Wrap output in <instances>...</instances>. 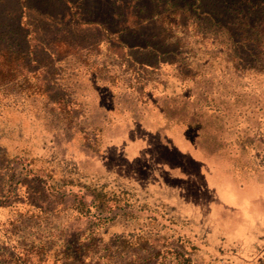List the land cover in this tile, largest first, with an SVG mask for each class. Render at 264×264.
<instances>
[{"label":"rangeland","instance_id":"1","mask_svg":"<svg viewBox=\"0 0 264 264\" xmlns=\"http://www.w3.org/2000/svg\"><path fill=\"white\" fill-rule=\"evenodd\" d=\"M198 1L0 0L1 44L28 48L45 89L0 115L2 261L134 232L195 264H264V0ZM84 185L110 191L102 210Z\"/></svg>","mask_w":264,"mask_h":264},{"label":"trees","instance_id":"2","mask_svg":"<svg viewBox=\"0 0 264 264\" xmlns=\"http://www.w3.org/2000/svg\"><path fill=\"white\" fill-rule=\"evenodd\" d=\"M198 5L200 1L197 0ZM260 3H255L258 6ZM261 5V4H260ZM254 21L251 26V35L260 47L259 52H264V25L258 27ZM17 30L22 29L21 18L18 17L15 23ZM259 25V24H258ZM28 34L22 35L26 39ZM29 51L22 49L19 45L12 47L11 45H2L0 42V115L4 111H9L15 107L16 104L40 103L44 99V84L42 81L36 80L31 72L28 64ZM81 77L82 76H78ZM39 98V99H38ZM42 103V102H41ZM38 107V106H37ZM36 108V106H35ZM92 192L93 201L92 206L102 210L104 203L109 198L110 191H106L104 186L95 187L91 185H84ZM46 211L37 209L36 213H31L30 222L38 224L45 220L43 215ZM93 236L78 237L75 240L73 249L55 251L58 264H123L120 260L122 255H125L124 264H195L192 257L184 250L167 247L163 250L150 251L146 248L148 237L146 235H139L134 232L126 235H116L113 239V245L116 247L115 251L109 253H100L97 249L91 248ZM191 250L196 247L191 245ZM51 248L47 246V242L38 241L31 243L24 253H18L17 257L23 260L17 261L15 253L14 258L10 257L9 264H34L32 257L36 258V264H39L43 259L50 254ZM142 252L144 254L142 255ZM121 255L119 257V255ZM118 258V259H117ZM13 261V262H12ZM0 264H8L0 259Z\"/></svg>","mask_w":264,"mask_h":264}]
</instances>
